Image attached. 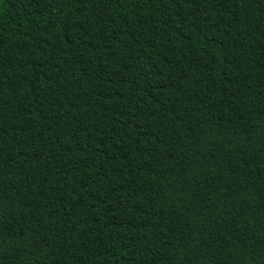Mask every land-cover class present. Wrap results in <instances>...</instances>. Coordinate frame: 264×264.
I'll list each match as a JSON object with an SVG mask.
<instances>
[{"label": "trees", "instance_id": "16d2710c", "mask_svg": "<svg viewBox=\"0 0 264 264\" xmlns=\"http://www.w3.org/2000/svg\"><path fill=\"white\" fill-rule=\"evenodd\" d=\"M0 264H264V0H0Z\"/></svg>", "mask_w": 264, "mask_h": 264}]
</instances>
